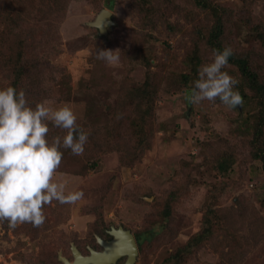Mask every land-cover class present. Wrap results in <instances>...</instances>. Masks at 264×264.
Listing matches in <instances>:
<instances>
[{
	"label": "rangeland",
	"instance_id": "1",
	"mask_svg": "<svg viewBox=\"0 0 264 264\" xmlns=\"http://www.w3.org/2000/svg\"><path fill=\"white\" fill-rule=\"evenodd\" d=\"M149 1L150 18L146 8L142 11L144 0H0V87L15 83V67L22 63L25 78L20 89L29 103L35 106L47 98L57 107L68 102L77 113V124L89 133L83 153L61 149L68 163L58 166L53 177L64 183L66 193L82 191L83 196L72 203L53 200L43 205L45 220L39 225L26 221L10 228L7 220H0V264H63L60 254L73 260L72 245L83 255H89L90 248L102 251L98 238L110 240L112 226L138 232L153 223L154 232H160L157 241L149 243L146 236L136 264H232L221 258L219 245L190 250L191 256L181 250L194 233L215 224L214 217L205 214L208 207L248 213L244 220V214L235 218L233 227L241 238L259 240L236 264H264V173L247 146L252 133L244 122V115L256 110L252 105L230 109L218 98L197 104L185 99L192 84L183 77L191 72L186 56L194 52L190 38L198 26L182 15L183 0ZM215 2L224 6L228 20L231 17L235 46L264 53L255 32V26L264 24V0H252L251 5L243 0ZM104 9L115 24L100 35L90 23ZM194 16L202 22L208 17ZM100 49H119L118 59H98ZM211 59L212 52H204L202 64ZM148 73L158 80L149 95L152 120L145 127L153 136L152 145L134 164L125 165L130 159L118 152L119 142L138 133L133 100ZM231 75L239 77L233 68ZM124 93H130L132 102L116 109ZM130 110L134 118L127 114L108 139L103 129L111 126L115 112L121 116ZM65 133L49 122V140ZM205 146L212 157L231 153L235 165L228 174L193 168L203 163L199 153ZM190 175L195 184L180 194L171 215L162 217L163 209L152 207L156 197ZM220 192L216 202L214 195L208 198ZM248 211L257 212V221Z\"/></svg>",
	"mask_w": 264,
	"mask_h": 264
},
{
	"label": "trees",
	"instance_id": "2",
	"mask_svg": "<svg viewBox=\"0 0 264 264\" xmlns=\"http://www.w3.org/2000/svg\"><path fill=\"white\" fill-rule=\"evenodd\" d=\"M183 1L185 2L183 5L185 6V12L182 13V15L185 16L186 14L190 16V20L192 22L194 21V23L198 26V28L196 27L195 29H193V33L190 38V43L193 47L194 52L186 56V61L191 67V72L190 74H183L185 83L188 84L190 81H194L198 78L197 69L202 64V56L204 52L210 53L212 52L213 48L222 49L224 46H231V48L233 49V55L229 57V63L224 70L231 74V70L233 68L237 72L239 77L237 79L238 84L235 85V87L239 89L240 94L243 97L242 105L243 107L245 105V108L251 107L252 105L256 110L254 114L246 113L244 115V122L247 124L248 131L252 133V138L248 141L247 146L252 153L253 159L261 162L264 173V67L262 66V64H264V53L255 49L243 51L235 46L233 38H231V27L229 26V20L231 19V17L228 20L230 15L227 14L224 6H222L221 4L218 5L215 0ZM243 1L248 5L252 4V0ZM141 6L142 11L145 8L148 10V16L150 18L152 16L150 15V13L152 12V9L150 7L153 6L151 2L149 0H144ZM195 13L198 16L206 13L208 17L204 22H202L201 20L197 21L195 20L196 17L194 16ZM255 32L257 33V39L264 44V24L255 26ZM202 46L205 47L202 48ZM17 61L22 62V60ZM21 64L15 67V75L17 76L15 77V83L12 84L17 89H20L21 83L25 78V67ZM145 64L147 65V62ZM157 82L158 80H156L153 76L151 78V74L148 73L147 80L141 86L140 92H138L136 95L134 94L136 99H134L133 101H135V103L137 104L133 108V114L136 116L134 119V124L138 130V133L132 136L131 140H129L128 142H125L124 138L121 137L118 149V152L124 153L125 158L130 159V161H125V165L134 164V161L141 157L145 149L151 148V140L153 136H150L147 133L148 131L145 132V127L147 125V122L150 119L152 120L153 108L151 100L153 99H151L152 97H150V94L152 93L153 95V93H155V89H157ZM129 97H131L132 100V96L130 95V93H124V95H122L120 98L123 102H119L116 109L128 105L127 103H131L132 101L129 99ZM117 113L118 111L115 112V116L112 119L111 126L108 128V130L106 128L103 129L105 130V133L107 131L108 139L113 138V129H115V127H119V122L125 121V116H127V114L133 117L131 110L128 113L124 112L121 116L117 115ZM115 144H117V142L113 143L112 147H114ZM206 146L203 147V149H201L199 153L200 158L203 159V163H197L193 168L196 171L201 172L204 168L210 167L214 170V172H217L220 175L228 174L235 165V158L231 155V153L226 151L218 155L219 157H212L211 154H209L210 149L206 150ZM93 148H95V146H93ZM93 148L91 147L92 151L95 150ZM227 149L230 148L227 147ZM62 152L63 156L59 164L60 168H62V165L68 163L67 154L64 153V151ZM87 152H90L89 148L87 149ZM205 155L206 158L204 157ZM184 164H187V167H189L190 165L183 162V165ZM200 176L202 175L200 174ZM190 177L191 178L186 180L184 183H179L175 187L168 189L166 192H163L161 195L156 197L152 207H157V209L159 207L162 208L163 213H160L162 217L170 216L174 205L181 197L180 194L185 191H190V186L195 184V176L190 175ZM210 195H214L213 202H216V200L219 199L220 196H222V192H220L219 194H209L208 198H210ZM43 208L45 207L43 206ZM230 211L231 210H228L226 208H216L213 210L211 209V207H208V212L204 213L210 218L214 217L215 224H209L208 227L194 233L192 235V238L186 243V245L182 247L181 250L183 251V253L188 254L187 256H191V254L189 253L191 252L190 250H198L207 246L209 247L219 245L222 248L219 250L220 255L224 261L227 259H231L232 264L240 262L250 251V249L258 244L257 241L259 239H254L252 237L241 238L242 236L238 235L235 228L233 227L235 225V222L232 221L235 220V218L239 220L238 218L241 214H244V220L248 213H231ZM248 212L249 214L254 216L253 218L256 220L257 212ZM155 226V223H153L146 226V228L143 230L132 232L135 236L139 249L147 239L146 236H149V239H147V242L149 243L153 240L157 241V235L160 232H154ZM225 247H229V251H225ZM227 262H229V260L225 261L223 264H226ZM173 264L181 263L175 261Z\"/></svg>",
	"mask_w": 264,
	"mask_h": 264
},
{
	"label": "clouds",
	"instance_id": "3",
	"mask_svg": "<svg viewBox=\"0 0 264 264\" xmlns=\"http://www.w3.org/2000/svg\"><path fill=\"white\" fill-rule=\"evenodd\" d=\"M118 51L100 49L97 58L110 63L118 59ZM232 55L231 46L212 49V59L198 67V78L185 92L189 103L218 98L230 109L243 104L237 79L224 70ZM77 120L68 102L52 107L46 98L33 106L23 89L0 87V220H7L10 228L26 221L39 225L45 220L43 205L72 203L83 196L82 191L66 193L64 183L53 179L62 148L75 155L84 151L89 133ZM49 122L66 130L63 137L49 140Z\"/></svg>",
	"mask_w": 264,
	"mask_h": 264
},
{
	"label": "water",
	"instance_id": "4",
	"mask_svg": "<svg viewBox=\"0 0 264 264\" xmlns=\"http://www.w3.org/2000/svg\"><path fill=\"white\" fill-rule=\"evenodd\" d=\"M114 24L112 13L104 9L90 23V26L98 28L100 35H106L108 27ZM108 234L112 237L111 240L98 238V243L103 248L102 251L90 248V254L83 255L77 247L72 245L73 260L70 261L61 254L59 259L63 264H117L121 258L125 257L126 260L123 264H136L139 249L133 233L130 230L124 229L123 226H119L118 228L112 226Z\"/></svg>",
	"mask_w": 264,
	"mask_h": 264
},
{
	"label": "flooded vegetation",
	"instance_id": "5",
	"mask_svg": "<svg viewBox=\"0 0 264 264\" xmlns=\"http://www.w3.org/2000/svg\"><path fill=\"white\" fill-rule=\"evenodd\" d=\"M112 239V237L110 238V240Z\"/></svg>",
	"mask_w": 264,
	"mask_h": 264
}]
</instances>
